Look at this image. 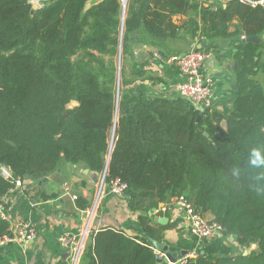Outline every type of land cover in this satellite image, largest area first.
Wrapping results in <instances>:
<instances>
[{"label": "trees", "instance_id": "16d2710c", "mask_svg": "<svg viewBox=\"0 0 264 264\" xmlns=\"http://www.w3.org/2000/svg\"><path fill=\"white\" fill-rule=\"evenodd\" d=\"M87 2L50 0L31 13L29 0H0V168L12 176L0 172V199L13 180L49 175L60 162L105 171L104 186H125L128 210L141 214L148 239L99 231L82 254L85 264H157L149 239L161 243L171 226L151 225L148 213L180 198L209 214L239 247L256 246L246 256L196 254L184 264H264V166L250 163L253 150L264 155V88L255 80L264 41L236 45L237 95L226 115L200 112L180 98L117 95L118 64L124 87L133 46L161 49L181 30L208 42L261 36L264 6L100 0L85 10ZM174 16L189 18L177 26ZM140 69L133 65L137 77ZM71 101L77 106L67 109ZM75 203L90 206L82 198ZM8 234L0 219V237Z\"/></svg>", "mask_w": 264, "mask_h": 264}, {"label": "crops", "instance_id": "0c3cea01", "mask_svg": "<svg viewBox=\"0 0 264 264\" xmlns=\"http://www.w3.org/2000/svg\"><path fill=\"white\" fill-rule=\"evenodd\" d=\"M49 1L40 0L39 3L44 5ZM99 1L88 0L87 4L90 7ZM191 1L198 5L197 0ZM217 1L220 3L221 0ZM224 5L225 2L222 6ZM188 18L174 16L173 23L182 26ZM196 21L198 22L197 18ZM235 25L237 22L232 23L230 32L234 31ZM180 35L178 39L166 40L161 49L142 44L133 46L132 59L128 58L123 65L128 84L123 87L121 83L120 97L127 99L135 93H143L148 97L177 99L176 85L180 78L171 59L180 57L192 48L202 49L210 54V59L203 69V73L207 74L213 84L209 111L215 110L226 115L237 95L233 61L234 49L240 44L235 40L237 36L208 42L200 38L197 32L193 38L186 30H181ZM258 37L260 44L264 41V32ZM203 41L205 47L202 46ZM135 53L145 56L140 59L134 56ZM260 63L262 68L255 80L264 88V48L261 50ZM135 64L141 66L143 77L134 74ZM101 181L102 175L90 172L83 166H71L63 162H60L58 168L49 175L20 180V186H15L0 199V209H4L8 224L26 222L33 227L36 236L28 245L11 243L0 248V264H69L73 251L69 247H62L58 240L63 235L79 238L84 230L86 237L83 241L82 254L92 245V235L105 229L122 231L128 236L147 238L138 222L141 214L130 212L126 199L122 195L110 193L107 186L103 187L99 205L93 215H89L90 206L85 211L76 207V198H82L91 205L93 199L98 196ZM148 216L153 226L167 224L171 226L163 232L161 242L170 252L232 257L243 254L247 249L239 247L232 237L226 236L204 244L198 243L188 234L185 217L176 210L157 217L149 214ZM204 218L211 220L209 214L204 215ZM159 219H167V222L159 224ZM154 253L158 255L155 251ZM82 254L78 264H85Z\"/></svg>", "mask_w": 264, "mask_h": 264}, {"label": "built area", "instance_id": "2783aa9c", "mask_svg": "<svg viewBox=\"0 0 264 264\" xmlns=\"http://www.w3.org/2000/svg\"><path fill=\"white\" fill-rule=\"evenodd\" d=\"M40 0H29L32 7L40 8L43 5L39 3ZM228 0H221L218 3L217 0H197L199 7L211 8L213 10L222 6L223 3ZM242 3L248 4L252 7L256 5L264 6V0L260 2H249L247 0H238ZM36 8V9H37ZM244 38V37H241ZM210 59V54L202 49L192 48L184 53L182 57H174L171 62L175 65L178 71L179 82L176 85V93L178 98L189 102L200 112L209 111L211 107V96L213 90V84L207 74L203 73V69L206 67ZM0 172L5 179L12 180L11 172L7 168H0ZM104 174V176H103ZM102 174V181L100 188L103 190L105 171ZM15 186H20V180H13ZM110 193L114 195H122L125 186L119 185L117 182H111L107 185ZM176 210L181 213L187 223L188 234L195 238L198 243L211 242L215 238L222 237L221 227L207 220L203 215L196 212L194 208L189 205L183 198H180L177 202L163 205L160 204L158 208L153 209L150 215L159 216L161 214H168L169 211ZM1 220L8 221L4 209H0ZM88 222V221H87ZM88 227V225L86 226ZM36 232L33 227L26 222H17L9 224V234L0 237V248L8 244L28 245L34 240ZM86 237V230L83 231L79 238L63 235L59 238V244L62 247H69L72 249L73 254L69 264H78L80 256L83 250V241ZM196 255L192 253L181 259V264L185 263L188 257Z\"/></svg>", "mask_w": 264, "mask_h": 264}, {"label": "water", "instance_id": "95a60500", "mask_svg": "<svg viewBox=\"0 0 264 264\" xmlns=\"http://www.w3.org/2000/svg\"><path fill=\"white\" fill-rule=\"evenodd\" d=\"M126 1V0H125ZM125 1L123 3V6H125ZM249 2H260L262 0H247ZM89 8V4H86L85 5V10H87ZM34 10H36V7H32V11L31 13L34 12ZM235 40L237 42H240V43H254V44H258L260 39L258 36H252V37H247V38H241V36H237L235 38ZM202 46L205 47V42L203 41L202 42ZM121 49V48H120ZM184 54H181L180 57H182ZM135 57H139L140 59L144 58V54L143 55H138L135 53L134 55ZM119 61H120V55H119ZM119 73H120V67H119V64H118V79H119ZM117 95H118V91H117ZM77 106V103L75 101H71L67 106L66 108L67 109H71L72 107H75ZM199 120V116L197 117V121ZM221 127L222 128H225L226 127V122L225 121H222L221 122ZM201 132V130H200ZM114 133H115V129L113 131V135H112V138H111V144H110V148H112L113 146V139H114ZM203 135L205 137H207V133H203ZM104 176V174H103ZM150 215V213H148ZM167 222V219H159L158 220V223L159 224H165ZM149 242L151 244V246L153 247L154 251L158 254L156 255V262L157 264H161V263H169V264H181V259L186 257L188 255L187 252H181V253H178V252H170L168 250V247L166 245H163L162 243H159L153 239H149ZM161 255V257L159 256ZM243 256H246L248 255L247 252H244L242 254Z\"/></svg>", "mask_w": 264, "mask_h": 264}, {"label": "rangeland", "instance_id": "374dc122", "mask_svg": "<svg viewBox=\"0 0 264 264\" xmlns=\"http://www.w3.org/2000/svg\"><path fill=\"white\" fill-rule=\"evenodd\" d=\"M119 67L121 68V66H120V62H119ZM121 74V71H120V73H119V75ZM121 78H120V76H119V79H118V85H117V91H118V95H119V97H120V90H121ZM101 192H102V190H101V188H100V186H99V188H98V196L97 197H95V199H93V201H92V203H91V205H90V208H89V215L91 216V215H93L94 213H95V211L97 210V207H98V205H99V199H100V196H101ZM97 198V199H96ZM256 250V246H250L249 248H247L246 249V251L245 252H247V253H249L250 251L249 250Z\"/></svg>", "mask_w": 264, "mask_h": 264}, {"label": "clouds", "instance_id": "9594fccd", "mask_svg": "<svg viewBox=\"0 0 264 264\" xmlns=\"http://www.w3.org/2000/svg\"><path fill=\"white\" fill-rule=\"evenodd\" d=\"M250 163L253 166H264V155L261 154L259 150H253L251 153Z\"/></svg>", "mask_w": 264, "mask_h": 264}, {"label": "bare ground", "instance_id": "6f19581e", "mask_svg": "<svg viewBox=\"0 0 264 264\" xmlns=\"http://www.w3.org/2000/svg\"><path fill=\"white\" fill-rule=\"evenodd\" d=\"M125 0H123V3H124Z\"/></svg>", "mask_w": 264, "mask_h": 264}]
</instances>
